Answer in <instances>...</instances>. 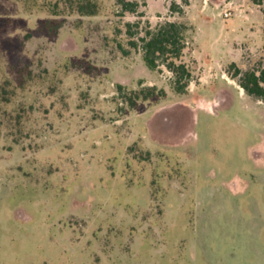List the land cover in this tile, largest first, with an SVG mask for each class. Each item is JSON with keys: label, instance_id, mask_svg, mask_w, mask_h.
Here are the masks:
<instances>
[{"label": "rangeland", "instance_id": "rangeland-1", "mask_svg": "<svg viewBox=\"0 0 264 264\" xmlns=\"http://www.w3.org/2000/svg\"><path fill=\"white\" fill-rule=\"evenodd\" d=\"M130 1L0 0V264H264V100L226 71L263 56L245 19L264 3ZM165 21L187 26L185 95L143 60ZM153 85L166 97H120Z\"/></svg>", "mask_w": 264, "mask_h": 264}, {"label": "trees", "instance_id": "trees-1", "mask_svg": "<svg viewBox=\"0 0 264 264\" xmlns=\"http://www.w3.org/2000/svg\"><path fill=\"white\" fill-rule=\"evenodd\" d=\"M67 8L69 13H77L80 16H95L99 13L100 8L96 0H60ZM254 5L261 6L264 0H250ZM119 15L126 12L136 13L139 3L130 0H117ZM173 7V6H172ZM59 3L53 4L51 13L54 16L61 14ZM180 13V8H171ZM44 27L53 25L52 21L43 22ZM128 33L131 37L134 32L131 28L139 27L138 23L127 24ZM58 29V28H57ZM187 26L176 21H165L158 24L153 30L148 29L146 35L140 39L141 50L143 52V60L150 70H158L160 66H165L173 77L171 86L173 91L178 95L188 93V87L192 78V68L184 60V53L187 44L186 37ZM132 48H138L136 40H129ZM124 53H128L124 50ZM226 71L232 79L236 80L238 85L244 90L247 96L258 100H264V54L253 66L246 70H242L235 62L230 63L226 67ZM124 87L118 85V90L122 91ZM132 96H120L130 108H134L138 101H147L150 99L165 98L166 91L159 89L157 86H143L140 90H131Z\"/></svg>", "mask_w": 264, "mask_h": 264}, {"label": "crops", "instance_id": "crops-1", "mask_svg": "<svg viewBox=\"0 0 264 264\" xmlns=\"http://www.w3.org/2000/svg\"><path fill=\"white\" fill-rule=\"evenodd\" d=\"M264 3V2H263ZM254 5V4H253ZM256 6H258V5H256ZM253 9H256V11H257V13H259V14H257L256 16H257V18H256V20H251L250 19V17H249V14H250V12L252 13V10L250 11V12H247V15H246V19H245V22H246V24L248 23L249 24V27H250V29H252L253 30V27H254V25H255V27L256 26H258L259 28H261L262 30H263V28H264V15H263V13H262V11H261V8H253ZM212 10H214V9H212V8H202V10H201V13H202V11H205L204 12V14L206 13V12H211ZM225 11V9L223 10V12ZM222 12V13H223ZM208 19V21L210 22L211 21V18H207ZM223 20H225V18H223ZM235 44H237L238 45V43H235V41H233L230 45H232L231 47H230V49H228V51H229V53H231L232 54V56H235V55H237V53H238V49L237 50H234V46H235ZM228 47V46H227ZM210 57V55H207V57H206V59H208ZM232 59H234V58H232ZM231 59V61H235V60H232ZM236 63V62H235Z\"/></svg>", "mask_w": 264, "mask_h": 264}, {"label": "built area", "instance_id": "built-area-1", "mask_svg": "<svg viewBox=\"0 0 264 264\" xmlns=\"http://www.w3.org/2000/svg\"><path fill=\"white\" fill-rule=\"evenodd\" d=\"M231 14H232V12L230 10H227V11L224 12L223 15H224L225 18H229L231 16Z\"/></svg>", "mask_w": 264, "mask_h": 264}]
</instances>
